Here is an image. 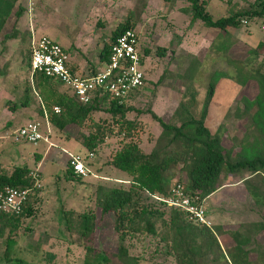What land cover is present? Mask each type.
<instances>
[{"label":"rangeland","instance_id":"1","mask_svg":"<svg viewBox=\"0 0 264 264\" xmlns=\"http://www.w3.org/2000/svg\"><path fill=\"white\" fill-rule=\"evenodd\" d=\"M204 1L206 11L217 19L233 11L247 10L256 0ZM18 5L23 8L21 16L11 15L0 32V173L10 174L15 167L27 166L31 173L38 174L41 187L31 200V214L16 229L7 227L0 234V264H83L89 247L107 256L110 264H120L115 258L118 242L113 216H102L96 205L99 186H130V177L110 164L114 154L129 142L137 143L145 153L152 150L161 129L149 112L154 111L165 122H174V111L188 100L185 91L189 78L195 74L189 67L197 68L193 76V113L198 119L212 75L223 72L237 78L235 63L250 59V50L264 43V16L245 18L247 24L241 23L238 31L219 36L200 21L192 20L190 4L178 0H18ZM124 23L136 28L141 47L148 51L143 66L146 80L135 99L126 104L132 108L126 118L135 123V128L127 136L126 130L113 124L107 113L96 112L81 130L69 126L58 131L39 114L42 106L34 89L36 76L29 66L32 39L46 36L69 49L71 30L89 26L96 35L104 36L101 47L114 29ZM7 35L11 37L6 39ZM161 50L165 51L163 56ZM256 55L253 66L258 65L264 72V48L257 50ZM90 61L96 70L105 67L97 57ZM226 77L217 80L204 124L211 134L221 133L234 158L241 144L249 143L255 135L249 116L241 112L242 98L251 100L257 85L250 81L243 86ZM61 90L66 91L63 87ZM29 122L40 124L47 141L32 145L16 140L18 130ZM97 126L104 130V140L92 152L93 156L84 161L87 177L78 181L68 178L65 169L69 155L88 156L80 143L81 136L95 132ZM246 175L220 176L224 188L203 204L210 229L223 224L235 230L239 224L261 220L264 202H256L247 187L263 198L264 174L241 181ZM164 183L173 184L167 176ZM139 198L142 204L152 205L153 200L145 195ZM211 207L215 209L213 213ZM84 213L95 216L93 232L87 238L81 237L78 230V216ZM65 216L71 224L68 229ZM164 218L168 219V211ZM258 239L264 243V233ZM7 241L13 243L6 245ZM220 243L224 248L231 245L227 235L220 237ZM126 244L129 254L138 257L140 264L173 263L167 254V242L139 234Z\"/></svg>","mask_w":264,"mask_h":264},{"label":"trees","instance_id":"2","mask_svg":"<svg viewBox=\"0 0 264 264\" xmlns=\"http://www.w3.org/2000/svg\"><path fill=\"white\" fill-rule=\"evenodd\" d=\"M178 1L190 4L192 20L200 21L205 27L216 31L219 36L221 33L229 34L232 30L238 31L242 21L247 24V19L264 16V0H256L247 10L233 11L230 15L217 19L206 11L204 0ZM22 12L23 8L18 5V0H0V32L11 15L17 18ZM126 29L136 28L128 23L118 25L103 45L99 62L105 64L108 61L112 43ZM10 37L7 35L6 39ZM138 44L141 64L144 66L148 51L141 47L139 35ZM263 48L264 43H259L256 49L250 50L252 55L250 59L244 63H235L237 78L230 74L226 77L223 72H215L212 75L198 119L193 113L196 98L193 76L196 75L197 68L189 67V71L193 74L195 70V74L189 78V85L185 91L188 100L181 102L174 111L172 115L175 117L174 122H165L154 111L149 112L161 129L152 150L145 153L137 143L129 142L114 154L110 164L130 177V186L128 188L99 186L96 190V205L102 216L108 214L113 216V231L118 242L115 258L120 264H140L138 257L129 254L126 244L128 239L139 234L167 242V254L173 258L171 264H264V243L258 239V236L264 233V213L261 220L239 224L235 230L228 229L223 224L214 225L210 229L190 221L185 211L169 207L156 199L160 196H169L170 185L166 186L164 183L166 176L170 184H181L186 196L194 199L198 205H203L207 197L225 186L219 182L221 175L247 174L240 179L248 182V178L264 174V72L258 65L253 66L256 51ZM164 53V50L160 51V55L163 56ZM33 76H36L34 89L42 106L39 114L58 131H65L69 126L81 130L85 122L96 112L107 113L113 124L126 130L127 136L135 128V123L126 118V114L132 110L126 104L135 99L142 87L130 94L121 105L107 95L99 94L90 103L82 104L57 80L41 74ZM222 77L234 79L243 86L250 81L257 85V93L251 100L242 98L241 112V115L249 116L255 135L252 134L253 140L249 143L244 146L241 144L240 151L234 158H231V151L224 145L221 133L211 134L204 124L208 106L214 96L215 85ZM145 80L146 76L143 82ZM62 87L68 93L62 91ZM55 107L59 108V113L54 112ZM104 134V130L97 126L95 132L88 135L82 133L80 143L92 154L102 144ZM30 173L27 166L15 167L10 174L0 173V190L5 187L21 190L32 188L33 180ZM65 174L70 179L81 180L73 175L70 158ZM247 190L256 202L260 203L259 200L264 202V197H260L258 191H251L249 187ZM141 194L152 199V205L142 204L139 198ZM34 195L35 191L19 215H0V234L7 227H11L10 230L16 229L22 220L31 214L30 204ZM162 207L167 208L168 219L164 218L166 211H163ZM78 218L79 234L87 238L93 232L95 216L92 213H84ZM64 222L68 229L71 226L68 216L64 217ZM225 235L231 241L227 248L220 243V237ZM10 242L7 241L6 245ZM17 264L32 263L18 261ZM83 264H110V259L89 247Z\"/></svg>","mask_w":264,"mask_h":264},{"label":"built area","instance_id":"3","mask_svg":"<svg viewBox=\"0 0 264 264\" xmlns=\"http://www.w3.org/2000/svg\"><path fill=\"white\" fill-rule=\"evenodd\" d=\"M242 23L246 24L245 21ZM138 35L136 29H126L120 33L110 47L104 69L89 75L74 72L69 65L70 57L66 50L50 38L46 36L33 38L30 56L31 74H41L57 80L82 104L90 103L99 94L107 95L121 105L130 94L143 86L145 74L139 54ZM59 111V108H54L55 113ZM40 127L38 122L27 123L18 130L16 140L20 139L32 145L38 144L43 139L46 141ZM92 156L90 153L86 157L79 154L69 155L75 177H87L89 172L84 161ZM30 177L33 180L30 189L5 187L0 190V215L16 216L22 212L33 192L41 187L37 173H30ZM156 199L169 207L185 211L190 221L210 227L203 205H198L194 199L186 196L181 184L173 183L168 197L160 196Z\"/></svg>","mask_w":264,"mask_h":264},{"label":"crops","instance_id":"4","mask_svg":"<svg viewBox=\"0 0 264 264\" xmlns=\"http://www.w3.org/2000/svg\"><path fill=\"white\" fill-rule=\"evenodd\" d=\"M89 28H90L89 26H86V27L83 26V28L77 27L74 30H71V33H70L71 38L69 41L70 47L69 49L64 48L70 57L69 65L71 69L74 72L82 74V75H89L97 71L95 69V66L91 63L90 60H92L94 57H97L99 59V54L103 48V45L108 41V38H107L103 42L104 44L100 47V43H101L100 41L101 39H103L104 36L96 35L95 31H91L89 30ZM83 179L84 178H81V180ZM222 188H224V186ZM222 188H220L219 190H221ZM216 192L204 200L203 202L204 206H205L206 200H208L209 198H212L216 194ZM214 210L215 209H212L211 213H213Z\"/></svg>","mask_w":264,"mask_h":264}]
</instances>
